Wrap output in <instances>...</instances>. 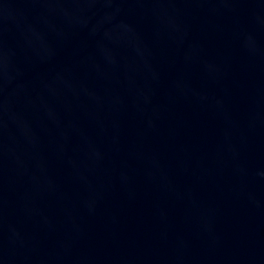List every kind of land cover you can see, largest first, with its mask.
<instances>
[{"label": "water", "instance_id": "95a60500", "mask_svg": "<svg viewBox=\"0 0 264 264\" xmlns=\"http://www.w3.org/2000/svg\"><path fill=\"white\" fill-rule=\"evenodd\" d=\"M0 264H264V0H0Z\"/></svg>", "mask_w": 264, "mask_h": 264}]
</instances>
